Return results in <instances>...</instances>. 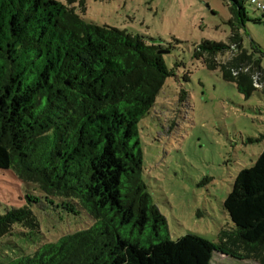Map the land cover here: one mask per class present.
Returning a JSON list of instances; mask_svg holds the SVG:
<instances>
[{
  "label": "trees",
  "instance_id": "trees-1",
  "mask_svg": "<svg viewBox=\"0 0 264 264\" xmlns=\"http://www.w3.org/2000/svg\"><path fill=\"white\" fill-rule=\"evenodd\" d=\"M68 1L0 0V169L20 176L27 193L21 207L0 202V264H152L172 241L143 178L139 124L173 74L168 47L87 21ZM233 1L243 25L245 0ZM225 46L204 41L197 55ZM236 82L248 95L256 89ZM39 203L81 213L88 226L44 241ZM224 206L234 227L210 246L264 264V150L237 174ZM31 234L40 244L20 254L12 237Z\"/></svg>",
  "mask_w": 264,
  "mask_h": 264
},
{
  "label": "rangeland",
  "instance_id": "rangeland-1",
  "mask_svg": "<svg viewBox=\"0 0 264 264\" xmlns=\"http://www.w3.org/2000/svg\"><path fill=\"white\" fill-rule=\"evenodd\" d=\"M257 1L264 5V0ZM233 3L73 0L70 4L87 21L168 47L164 58L173 74L139 124L143 178L167 219L172 241L153 251L152 264H262L210 246L218 243L222 229L234 227L224 202L237 174L252 166L264 150V9L245 0L246 16L239 26L233 21ZM204 41L226 46L198 56L197 48ZM240 77L256 88L249 95L238 87ZM24 184L14 171L0 169V202L25 205ZM31 186L34 193L43 194L37 184ZM51 198L62 205L59 198ZM69 204L76 207L78 202L71 199ZM33 210L44 241L57 240L89 223L87 216L62 206L39 203ZM12 238L20 254L31 253L40 244L36 234Z\"/></svg>",
  "mask_w": 264,
  "mask_h": 264
},
{
  "label": "built area",
  "instance_id": "built-area-1",
  "mask_svg": "<svg viewBox=\"0 0 264 264\" xmlns=\"http://www.w3.org/2000/svg\"><path fill=\"white\" fill-rule=\"evenodd\" d=\"M252 2L257 3L259 8L264 9V5L261 2H258L257 0H252Z\"/></svg>",
  "mask_w": 264,
  "mask_h": 264
}]
</instances>
